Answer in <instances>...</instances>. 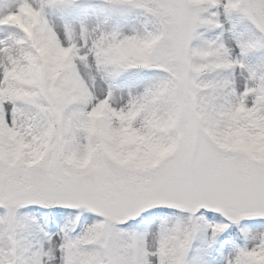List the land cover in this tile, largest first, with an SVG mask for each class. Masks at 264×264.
Listing matches in <instances>:
<instances>
[{"label": "snow or ice", "instance_id": "obj_1", "mask_svg": "<svg viewBox=\"0 0 264 264\" xmlns=\"http://www.w3.org/2000/svg\"><path fill=\"white\" fill-rule=\"evenodd\" d=\"M111 2L151 26L61 34L44 9L72 0H17L0 15L16 30L0 34V264H190L200 231L194 264H264V76L200 79L243 67L223 45L189 51L210 22L198 11L219 0ZM223 7L264 33V0ZM128 73L148 82L122 87ZM23 205L76 212L28 254L15 237Z\"/></svg>", "mask_w": 264, "mask_h": 264}, {"label": "rangeland", "instance_id": "obj_2", "mask_svg": "<svg viewBox=\"0 0 264 264\" xmlns=\"http://www.w3.org/2000/svg\"><path fill=\"white\" fill-rule=\"evenodd\" d=\"M16 2L17 0H0V15L14 10ZM224 3L226 0H219L216 8L212 9V5H206L198 11L201 20H205L206 11L215 10L217 28L198 21L189 41V51L190 44L200 42L198 37L204 31V37L213 40L208 45L203 44L207 49H216L223 45L227 49L228 58L239 61L243 65V67L233 65L231 68L218 69L216 73L222 75L220 81H232L235 87L240 88L249 76L253 78L264 76V33L259 32L252 22L238 10H235L233 15L230 11H225ZM44 14L49 23L61 34L65 26L77 33L82 26L97 33L114 30L129 33L133 29L142 30L151 23L149 14L145 10L133 6L117 5L109 0H82V2L72 0V3L66 6L46 7ZM232 24L235 27L231 26ZM14 31L16 30L11 26H3L0 34L7 35ZM249 42L258 43L254 48L243 50L242 46ZM190 60L193 63L204 62L199 56L190 55ZM147 82L148 77L144 73H128L121 77L118 83L123 87L130 84L139 86ZM5 211L0 206V215H3ZM15 212L17 219L15 237L20 246L24 245L27 253L30 254L47 249L60 229L71 222L76 210L51 205H23L16 208ZM89 215L90 213L81 210V220ZM206 238L207 234L204 231L196 234L193 241V252L190 253V264H194L191 258Z\"/></svg>", "mask_w": 264, "mask_h": 264}, {"label": "trees", "instance_id": "obj_3", "mask_svg": "<svg viewBox=\"0 0 264 264\" xmlns=\"http://www.w3.org/2000/svg\"><path fill=\"white\" fill-rule=\"evenodd\" d=\"M109 1H111V0H109ZM214 8H216V5H212V9H214ZM235 12V10H231L230 11V14L231 15H233V13ZM215 10H208V11H206V13H205V15L206 16H204V19L205 20H207V21H210V22H208V23H206V24H209L210 25V27L211 26H215ZM147 26H151V23L149 24V25H147ZM235 26V25H234ZM200 33V31L198 32V34ZM205 36V33H204V31L202 32V34L198 37V39L200 40V42H198V43H192V44H190V51L192 50V49H197V50H209V49H207V47H205L203 44H206V45H208L209 43H212L213 42V40L212 39H210L209 37H204ZM200 43H202V44H200ZM202 61L204 60V58H201V57H199ZM218 72V69L217 70H214L213 72H206V73H203L202 75H201V77H200V79H202V80H215V78H217L216 79V81H220L219 79H220V77L222 76L221 74H216ZM22 248H24L25 249V246L24 245H22L21 246Z\"/></svg>", "mask_w": 264, "mask_h": 264}, {"label": "clouds", "instance_id": "obj_4", "mask_svg": "<svg viewBox=\"0 0 264 264\" xmlns=\"http://www.w3.org/2000/svg\"><path fill=\"white\" fill-rule=\"evenodd\" d=\"M158 38H159V37L157 36V37H154V38L150 39L149 42H148V46L150 47L152 44H155V43H156V40H157Z\"/></svg>", "mask_w": 264, "mask_h": 264}]
</instances>
